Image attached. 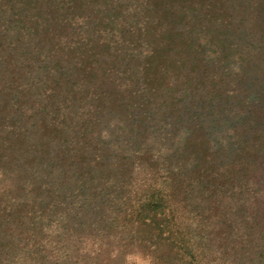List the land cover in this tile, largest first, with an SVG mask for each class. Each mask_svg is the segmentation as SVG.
Here are the masks:
<instances>
[{
	"label": "trees",
	"instance_id": "1",
	"mask_svg": "<svg viewBox=\"0 0 264 264\" xmlns=\"http://www.w3.org/2000/svg\"><path fill=\"white\" fill-rule=\"evenodd\" d=\"M134 253L264 264V0H0V264Z\"/></svg>",
	"mask_w": 264,
	"mask_h": 264
},
{
	"label": "rangeland",
	"instance_id": "2",
	"mask_svg": "<svg viewBox=\"0 0 264 264\" xmlns=\"http://www.w3.org/2000/svg\"><path fill=\"white\" fill-rule=\"evenodd\" d=\"M94 249H97V246L94 247ZM118 246H113V251L117 250ZM90 256L87 257V259L82 260L83 263L89 262L90 264L92 263L93 260ZM124 264H154L152 259L143 256L140 253H134L125 256V260L123 261Z\"/></svg>",
	"mask_w": 264,
	"mask_h": 264
}]
</instances>
